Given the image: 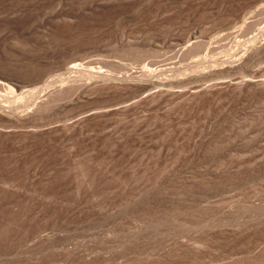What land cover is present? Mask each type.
<instances>
[{"label":"rangeland","instance_id":"1","mask_svg":"<svg viewBox=\"0 0 264 264\" xmlns=\"http://www.w3.org/2000/svg\"><path fill=\"white\" fill-rule=\"evenodd\" d=\"M0 264H264V0H0Z\"/></svg>","mask_w":264,"mask_h":264},{"label":"bare ground","instance_id":"2","mask_svg":"<svg viewBox=\"0 0 264 264\" xmlns=\"http://www.w3.org/2000/svg\"><path fill=\"white\" fill-rule=\"evenodd\" d=\"M250 79H251V77H250ZM256 79H258V78H256ZM256 79H255V80H256ZM244 80H245V79H244ZM251 80H252V79H251ZM261 82H262V81H261ZM255 83H256V82H255ZM231 84H232V83H231ZM238 84H239V83H238ZM241 84H242V83H241ZM227 85H228V83H227ZM256 86H257V85H256ZM195 90H196V89H195ZM195 90H193V91H195ZM194 93H195V92H194Z\"/></svg>","mask_w":264,"mask_h":264}]
</instances>
